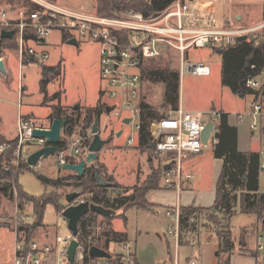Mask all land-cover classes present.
Wrapping results in <instances>:
<instances>
[{"label":"rangeland","instance_id":"374dc122","mask_svg":"<svg viewBox=\"0 0 264 264\" xmlns=\"http://www.w3.org/2000/svg\"><path fill=\"white\" fill-rule=\"evenodd\" d=\"M195 1L201 4L200 7L204 9V13L213 16L220 23L232 21L237 14H241L243 20L241 22L234 21L233 24L252 26L264 22V0ZM53 3L80 13L98 14L96 0H54ZM0 5L3 8L12 10L3 1H0ZM26 10L18 7L17 10H12L11 16H19L21 11ZM48 41L50 43L48 47H42L37 44L35 46L39 53L46 52L50 56L43 64L28 65L25 63L21 77L17 63L9 75L0 73V115L8 125H15L16 117L19 114L24 118V114H27L37 126L49 128L51 124L49 115L55 107L68 106L75 109L76 106H79V109H84L85 107H96L100 101L112 107L113 101L111 98L103 94L105 83L102 81L100 74L99 44L93 41H79L78 47L71 46L64 42L59 32L53 33L48 38ZM189 53L192 62L202 61L206 63L210 66L212 73L208 77H198L190 74L180 76L178 89L179 107L181 105L186 109L188 104H190L199 107V109L216 107L230 113L245 111L250 99L235 95L229 87L223 85L224 54L209 47L191 50ZM158 62L157 64L161 66L169 65L174 70L179 69L178 57L175 53H170L169 56L163 57ZM56 66L59 74L49 79L45 69ZM46 78L49 81L47 84L44 83ZM19 84L23 85L25 90L21 92L18 99L17 90ZM43 88H45L46 92H43ZM164 90L165 87L161 83L150 80L143 82V94L147 97V102L159 112H164L161 108L164 100ZM57 94H60V98L55 99ZM114 112L103 114L100 118L101 137L104 140H109V143L100 152L99 162L105 163L107 175H112L114 180L121 186L132 188L136 185H143L151 173L149 154L144 148L139 146L138 141L133 145L127 143L130 136L136 138L134 126L133 124H124V116L116 117ZM157 123H160V121H157ZM231 123L238 128L239 151L243 153L260 152L261 143L260 140L252 137L250 120L245 119L240 122L232 117ZM120 131L123 133L120 137H117V133ZM87 136V138L92 139L91 130ZM78 139H81L79 129L76 130L71 139L72 146ZM215 147L216 143L214 142V137H212L207 145H203L201 153L194 154L198 167L194 170V174L191 173L194 176V180L189 186L193 187L196 182H199V190L195 192V195L198 201L203 200L207 204L214 200L215 177L219 169H221V161L215 157ZM35 150L29 149L28 151L32 152ZM56 161H58L56 156L46 160L42 159L37 167L21 174L19 178L21 189L28 196L39 197L44 194L45 186L37 178V174H42L51 180L67 176L69 172L59 170L55 164ZM75 163H78L77 158ZM153 166L156 168L158 163H154ZM259 186L260 193L264 194V174L259 176ZM71 190V187H62L58 190L59 195L64 198L61 201L64 208L68 205L65 200V194ZM18 192L17 190L18 195L16 196L17 198L15 197V202H10L3 196L0 197V219L8 224V227H0V262L7 259L14 246V235L10 229L14 230L16 220L25 218L24 222L26 224L24 226L33 225L36 221L33 204L27 199H19ZM159 192L150 193L147 196L155 204L151 210L134 208L127 212L128 221L126 224L121 218L113 221V229L118 233L127 234L133 246L132 250L137 248V253L143 259L144 264H156L158 261H167L168 243L171 244L170 251L173 256L176 251L174 241L168 235V231L174 222L167 217L166 212L177 204V193L165 189ZM184 193L185 191L179 200L181 206L184 202ZM84 198H89V196H84ZM19 202L22 203L23 210H19ZM235 212L237 213L229 221L235 244L234 252L231 254V264H247L248 262L240 260L243 254L242 249L244 246L248 249L254 248L257 234L262 229V225L257 214L242 213L240 203L235 207ZM60 216L61 213L58 214L52 204L47 205L43 221L44 225L35 231L36 240L41 236V228L55 229L57 234L65 233L68 225L61 220ZM218 217L220 222L218 221L217 225H214L208 214L203 215L199 218L200 220L197 219L193 229H188V232L183 231L184 239L189 232L196 233L200 231V236L197 240L190 241L189 247L181 248V257L197 258L200 264H217L216 251L219 243L216 236L217 230H227V223L223 221V214H219ZM115 249L117 252L122 251L119 245Z\"/></svg>","mask_w":264,"mask_h":264},{"label":"built area","instance_id":"2783aa9c","mask_svg":"<svg viewBox=\"0 0 264 264\" xmlns=\"http://www.w3.org/2000/svg\"><path fill=\"white\" fill-rule=\"evenodd\" d=\"M39 9L36 12L21 11L19 16L12 17L7 8L0 5V28L17 30L19 44L18 58L20 68L25 62L35 58L37 64L49 59L46 52H38L31 43H45L55 32L75 38L79 41H93L100 46V74L105 83L103 94L113 101L112 107L116 117L131 119L136 138L130 136L129 145L138 141L141 127V102L143 96V79L141 68L146 61L160 60L175 53L178 57L180 76L190 74L198 77L211 76V68L202 61L192 62L191 50L212 48L222 50L236 45L241 39L264 45V22L252 26L241 24H224L219 26L213 16H200L194 1L177 0L162 13L145 17L134 10L115 11L111 17L98 14H86L57 6L49 0H30ZM9 7V6H8ZM16 35V32H15ZM14 35V36H15ZM34 36L36 39H34ZM2 60V58H0ZM252 93L247 95L250 100L246 110L238 115V121L250 120V130L255 138L262 142L259 152V172L264 174V68L249 80ZM22 89V86L21 88ZM126 114V115H124ZM222 113L213 111L207 114L192 113L182 107L171 112L169 117L152 125V144L155 154L160 158L163 168H170L163 173L162 186L165 190L177 193L178 202L167 210L166 215L174 224L168 235L174 239L176 248L181 247L182 239V206L179 203L182 193L189 188L194 176L185 170V156L199 154L203 149L202 134L209 121L216 128ZM17 147L13 152L12 167L19 170L34 152L49 146L47 139L33 136L35 129H46L37 126L33 121L21 116L17 117ZM215 136V135H214ZM89 139V138H86ZM85 138L76 140L69 151L60 150L56 155L61 164H66V155L71 154L78 162L85 159L88 147ZM217 143L216 140H214ZM11 148L10 144L0 145V154ZM29 149H36L29 152ZM11 168L7 167V171ZM15 197L16 186L13 184ZM17 198V197H16ZM89 198L79 197L61 212V220L67 223L64 210L68 206H79L90 202ZM16 220L14 233L16 236L15 256L12 261L4 264H70L68 250L74 237L67 228L59 233L51 243L32 240L27 243L26 232L21 226L26 224L25 218ZM256 237L255 264H264V223ZM123 255L121 264H138L132 253L129 242L122 244ZM92 247L86 248L79 242L74 264H109L107 259H94L90 256ZM156 264H168L158 261ZM173 264H181L178 257ZM184 264H200L197 258H190Z\"/></svg>","mask_w":264,"mask_h":264},{"label":"trees","instance_id":"16d2710c","mask_svg":"<svg viewBox=\"0 0 264 264\" xmlns=\"http://www.w3.org/2000/svg\"><path fill=\"white\" fill-rule=\"evenodd\" d=\"M9 5L12 10L18 7L25 8L29 12H36L39 7L30 0H0ZM53 1L54 0H49ZM177 0H96L98 14L105 17H111L114 12L134 10L144 14L145 17H152L162 13ZM20 5V6H19ZM2 30L0 28V35ZM16 35L13 39H3L0 36V58H3L6 52L18 53L19 44ZM34 39L35 36H34ZM69 38L64 36V41L68 42ZM220 51L225 56V65L223 68V85L229 87L232 92L246 98L252 93L249 88V80L252 76L257 75L264 68V45H255L246 39L239 40L236 45L224 48ZM169 56V55H168ZM158 60L146 61L141 68L143 82L145 80L154 81L164 85V100L162 111L159 112L155 107L147 102V97L143 94L141 102V127L139 131V146L144 148L149 154V164L151 173L148 175L143 185H136L132 188L124 187L118 184L113 176L107 175V168L99 162L89 164L82 176L68 173L67 176L51 180L42 174H37V178L45 186V192L39 197L28 196L21 189L19 178L25 171L32 169L28 164H23L19 170L12 167L13 152L17 147V140L8 141L0 132V145L10 144L11 148L0 154V197L15 202L13 184L19 191V199H27L34 206V215L36 221L33 225L21 226V230L26 232L27 243L36 240L35 231L42 227L47 205L52 204L57 213H61L64 206L61 201L64 199L59 195L58 190L62 187H71L72 190L65 194L78 192L80 197L89 196V201L100 205L108 210L116 212L112 216H104L97 212H90L82 218L79 224V242L88 247H98L110 254L109 264H121V256L115 254L113 246L128 242L127 234L118 233L113 229V221L117 218L127 223V212L131 209L151 210L153 205L149 202L147 196L153 191H161L165 188L162 186L164 168L160 158L155 154L152 144L154 138L152 135L153 122L164 121L169 117V113L179 109V69L174 70L170 66H161ZM47 77L50 79L59 74L56 67L45 69ZM48 78L44 80L47 84ZM43 92H46L43 88ZM60 98V94L55 95V99ZM108 105L100 101L99 105L94 108H80L75 110L55 107L49 116L51 123L56 120H65L66 126L63 131V137L59 143L60 150L69 151L72 147L71 139L76 130H80V137L87 138V134L96 121L106 114ZM217 141L215 147V157L223 161V168L218 179L216 188V202L214 205L215 212L212 210H203L194 207H182V231L188 232L193 225L192 222L203 215H209L212 224L217 225L219 214H223L226 222V231L217 230L219 238V248L217 252L219 264H231V254L234 252L235 244L229 221L237 213L235 207L240 203L242 213H255L259 216L260 223L264 222V194L260 193L259 186V153L239 151V132L236 127H232L228 121V115L223 114L217 126V133L214 136ZM92 139L85 140L84 148L89 147ZM68 163H75L76 158L71 154L66 155ZM158 163L156 168L154 163ZM7 167L11 170L7 171ZM98 171L102 178L109 183L102 186L98 180ZM52 189V190H50ZM19 210H23L22 203H18ZM220 222V221H219ZM0 219V227H8ZM256 245V244H255ZM243 254H256L254 250L242 249ZM96 260V259H95Z\"/></svg>","mask_w":264,"mask_h":264},{"label":"water","instance_id":"95a60500","mask_svg":"<svg viewBox=\"0 0 264 264\" xmlns=\"http://www.w3.org/2000/svg\"><path fill=\"white\" fill-rule=\"evenodd\" d=\"M193 1V0H190ZM15 35L14 31L11 30H2L1 38L3 39H13ZM68 45L71 46H79L78 41L73 38L68 40ZM0 71L5 72L4 62L0 60ZM79 106L75 107V110H78ZM113 111V107L107 106L106 113L110 114ZM131 119H125L124 124L130 125ZM66 126L65 120L56 119L54 120L49 128L46 129H35L33 132V136L38 139H47L49 146L42 148L33 154H31L27 160V163L30 167L35 168L41 162V160H46L49 158L55 157L59 152V143L62 139V134ZM100 118H97L92 130V141L88 147V154L84 160H81L78 163H66L61 164L59 161H56L55 164L59 170H63L66 172L74 173L78 176H82L89 164L96 162L99 158L100 152L104 149V147L109 143V140H104L100 134ZM122 131L117 133V137L122 135ZM217 133V128L213 121H209L203 131L202 134V142L204 145H207L211 138ZM170 168V165L164 167V170L167 171ZM98 180L102 186L109 185L106 182L100 172L98 171ZM80 197L78 192H72L66 195L65 200L68 205H70L74 200ZM90 212H97L104 216H112L115 215L116 212L113 210L105 209L100 205H96L91 202H85L79 206H68L64 210V217L67 220L68 229L74 235V237L78 238L79 236V224L83 217H85ZM79 247V242L74 240L68 250V259L70 264L75 263L76 250ZM90 256L94 259H110V254L98 247H92L90 250Z\"/></svg>","mask_w":264,"mask_h":264},{"label":"crops","instance_id":"0c3cea01","mask_svg":"<svg viewBox=\"0 0 264 264\" xmlns=\"http://www.w3.org/2000/svg\"><path fill=\"white\" fill-rule=\"evenodd\" d=\"M194 1V5L195 7L198 9V15L200 16H208L210 17L211 15H208L206 13H204V9L202 7H200V3L199 2H196L195 0ZM212 17V16H211ZM243 20V16L241 14H237L236 15V18H234L232 21H225L223 23H220L218 21V24L219 26H222L224 24H232L234 21H238V22H241ZM63 40H64V36L61 34ZM65 42V41H64ZM67 43V42H66ZM39 45V46H42V47H48L50 45L49 41L47 40L45 43H31L30 45L32 47H34L35 49H37L35 46ZM50 57V56H49ZM3 62H4V68H5V72H1V74L3 75H9L11 70L15 67V65H19V75L21 77V73L22 71L24 70V66H23V69L21 70L20 68V61H19V58H18V53H12V52H8L6 54V56H4L2 58ZM17 63V64H16ZM26 64L28 65H31V64H37V60H35V58H30L29 60H27L25 62ZM22 86V89H20ZM25 90V87L21 84H19V87H18V90H17V96H18V99L20 98V94L21 92H23ZM12 93V92H11ZM180 107H182L180 105ZM64 109H71L70 107L68 106H65V107H62ZM87 108V107H85ZM89 108H94V107H89ZM182 109H184L182 107ZM185 111H188V112H192V113H203V114H207V113H210V112H213V111H218V112H221L223 114H227L228 115V121H229V124L230 126L232 127H236V125L232 124L231 123V118L234 117V119L238 120V115L242 113V111H239V112H236V113H230L228 111H225L224 109H218L216 107H209V108H204V109H199V107H196L194 105H190L188 104L187 108L184 109ZM244 112V111H243ZM52 113V112H51ZM50 113V114H51ZM25 115V118L28 119V120H32L30 116H28L27 114H24ZM50 116V115H49ZM18 117V116H17ZM17 117H16V123L15 125L14 124H11V125H8L3 117L0 115V132L1 134L8 140V141H14L16 140L17 138V127H16V124H17ZM8 125V126H7ZM238 129V128H237ZM214 137V136H213ZM252 137L255 138L252 134ZM257 139V138H255ZM261 143V148H262V142L260 141ZM248 153V152H247ZM257 153H259L257 151ZM195 155H187L185 156V169L187 170L188 173H193L194 174V170H196V168L198 167L197 165V160L194 158ZM217 159V158H216ZM219 161H221V169H219L218 173L216 174V177H215V184H214V189H215V197H214V200L207 204L205 201L201 200V201H198L197 200V197L195 195V192H197L199 189H198V185H199V182L195 183L193 187H189L188 189L185 190V193L183 194L184 195V202L182 204V207L184 208H188V207H194V208H198V209H203V210H212L213 209V212H215V209H214V205H215V202H216V188H217V183H218V179L221 175V172H222V168H223V161L220 160V159H217ZM105 161V160H104ZM101 163V162H100ZM102 164V163H101ZM105 164V163H104ZM103 164V165H104ZM163 192V191H162ZM151 193H160L159 191H153ZM149 196V195H148ZM149 200V199H148ZM149 202L154 206V202L150 201ZM201 218V217H200ZM200 220V219H198ZM195 222H197V220L193 221L192 222V229L194 228L195 226ZM264 223V222H263ZM262 225V224H261ZM206 228V227H205ZM263 228V227H262ZM10 231L13 233L14 235V246L9 254V256L7 257V259L5 261H1L0 263H7V262H10L13 260L14 256H15V244H16V236H15V233L12 229H10ZM41 231V236L39 237V241L42 242V243H51L55 240V236L57 235V231L54 229H49V228H41L40 229ZM43 232V233H42ZM183 232V231H182ZM216 234V233H215ZM200 236V231L198 232H189L187 237L184 239V235L182 233V239H181V247L179 249L176 248V251H175V255L173 256L171 251H170V243H168V258H167V261H163L165 263H168V264H173L174 260L176 259V257H178L179 261L181 264H184L188 259L192 258V257H181L180 256V250L182 247H185L187 248V246L189 247L190 245V241H195L197 240V238H199ZM217 236V234H216ZM218 237V236H217ZM173 239V238H171ZM174 241V239H173ZM218 241H219V238H218ZM128 242L131 243V240L130 238L128 237ZM256 242V241H255ZM174 244H175V241H174ZM255 244L254 243V248L252 250L255 249ZM117 245H119L120 247L122 246L121 244H115L114 246L116 247ZM113 246V249L115 250V254L118 255V256H121L123 255V250L121 252H117L115 247ZM133 247V246H132ZM175 247H176V244H175ZM218 248H219V243H218ZM122 249V247H121ZM217 252H218V249L216 251V257H217ZM132 253L134 254V257L136 259V262L138 264H144L143 263V259H141V256L139 257L138 253H137V248L132 250ZM240 260L241 261H245V262H248L247 264H255V259H254V256L251 255V254H242V256L240 257ZM217 264L218 263V257H217Z\"/></svg>","mask_w":264,"mask_h":264}]
</instances>
